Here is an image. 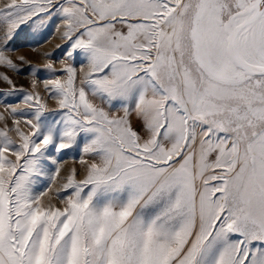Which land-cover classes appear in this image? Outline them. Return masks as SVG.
Listing matches in <instances>:
<instances>
[{"label":"snow or ice","instance_id":"1","mask_svg":"<svg viewBox=\"0 0 264 264\" xmlns=\"http://www.w3.org/2000/svg\"><path fill=\"white\" fill-rule=\"evenodd\" d=\"M49 30L42 66L9 55ZM17 61L0 264H264V0H9L0 67Z\"/></svg>","mask_w":264,"mask_h":264},{"label":"rangeland","instance_id":"2","mask_svg":"<svg viewBox=\"0 0 264 264\" xmlns=\"http://www.w3.org/2000/svg\"><path fill=\"white\" fill-rule=\"evenodd\" d=\"M9 2V0H0V9H3L5 5ZM44 39L46 42L40 43L35 48L32 45H36V41L31 39V36L27 32L21 33L20 37L14 42L15 51H12L9 53L11 57L16 60L19 56H24L26 60L30 61L32 65L35 66H42L46 61L43 57V52H55L56 51V45L61 44L62 41H60L58 34H54L53 30H49V32L45 33ZM20 68L24 69V72L17 73L16 71L10 70V69H4L0 67V72L6 73L10 78L14 81V84L17 88L23 87L25 90H31V75L28 73V65L27 64H19V61H17ZM56 66L59 67V59L56 60ZM79 66V65H78ZM41 77H47V73L41 72L39 74ZM11 85H8L6 82H4L2 79H0V98H4V93H10L11 92ZM20 93H14L9 95L6 99L17 102L20 98ZM49 106H54V101H49ZM0 112H3V106L0 105ZM3 125L0 124V127ZM73 157H77V153L67 150V153L63 156L62 163L64 165V169L62 170L61 175L63 176L66 171L72 167H78L79 165L74 162ZM59 181L56 184H52V192L49 193V196L52 197V203H57L55 199V190L58 186ZM47 185V180L45 179L42 182L41 190L43 189V186ZM45 202H48V197H45Z\"/></svg>","mask_w":264,"mask_h":264}]
</instances>
